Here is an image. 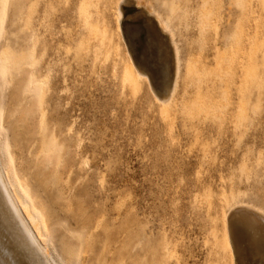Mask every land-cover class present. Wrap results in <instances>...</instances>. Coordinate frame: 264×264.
<instances>
[{
  "label": "rangeland",
  "instance_id": "rangeland-1",
  "mask_svg": "<svg viewBox=\"0 0 264 264\" xmlns=\"http://www.w3.org/2000/svg\"><path fill=\"white\" fill-rule=\"evenodd\" d=\"M148 1L179 51L168 104V58L142 22L120 28L119 0H5L1 127L52 263L235 264L232 207L264 209V0ZM44 130L59 166L39 158Z\"/></svg>",
  "mask_w": 264,
  "mask_h": 264
},
{
  "label": "bare ground",
  "instance_id": "bare-ground-1",
  "mask_svg": "<svg viewBox=\"0 0 264 264\" xmlns=\"http://www.w3.org/2000/svg\"><path fill=\"white\" fill-rule=\"evenodd\" d=\"M4 7L5 0H0V29ZM117 11L120 28L123 21L142 22L152 41L156 39L161 53L167 56L171 91L169 95L155 93L163 104H168L179 74V51L173 29L148 0H119ZM30 57L28 54L24 58ZM138 70L139 76L147 74L150 77L149 72ZM19 76L18 92L29 93L28 107L21 115L24 119H34L42 95L40 85L28 69L21 71ZM47 130L42 133L39 158L45 166H59L63 139L45 132ZM232 209L236 213L230 216L233 219L229 225V241L235 264H264V209L249 202H238ZM50 240L44 220L12 164L0 116V264H55L49 259Z\"/></svg>",
  "mask_w": 264,
  "mask_h": 264
}]
</instances>
